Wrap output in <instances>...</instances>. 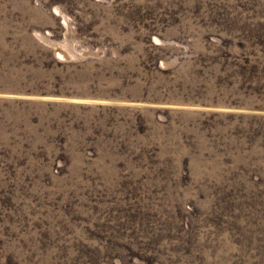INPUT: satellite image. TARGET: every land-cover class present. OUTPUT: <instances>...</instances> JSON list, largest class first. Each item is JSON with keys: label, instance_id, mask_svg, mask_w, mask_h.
I'll return each instance as SVG.
<instances>
[{"label": "rangeland", "instance_id": "374dc122", "mask_svg": "<svg viewBox=\"0 0 264 264\" xmlns=\"http://www.w3.org/2000/svg\"><path fill=\"white\" fill-rule=\"evenodd\" d=\"M0 264H264V0H0Z\"/></svg>", "mask_w": 264, "mask_h": 264}]
</instances>
